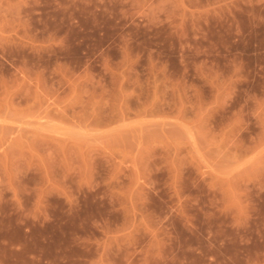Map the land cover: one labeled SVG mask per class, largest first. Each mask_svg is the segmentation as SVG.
I'll list each match as a JSON object with an SVG mask.
<instances>
[{"label":"rangeland","instance_id":"374dc122","mask_svg":"<svg viewBox=\"0 0 264 264\" xmlns=\"http://www.w3.org/2000/svg\"><path fill=\"white\" fill-rule=\"evenodd\" d=\"M0 264H264V0H0Z\"/></svg>","mask_w":264,"mask_h":264}]
</instances>
